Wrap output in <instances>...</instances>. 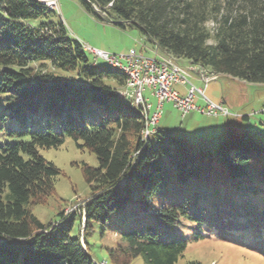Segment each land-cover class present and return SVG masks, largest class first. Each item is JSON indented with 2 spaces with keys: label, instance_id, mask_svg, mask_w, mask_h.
Instances as JSON below:
<instances>
[{
  "label": "trees",
  "instance_id": "obj_1",
  "mask_svg": "<svg viewBox=\"0 0 264 264\" xmlns=\"http://www.w3.org/2000/svg\"><path fill=\"white\" fill-rule=\"evenodd\" d=\"M79 1L177 60L264 84V0ZM55 13L39 0H0V264H94L98 226L103 236L111 228L112 264H177L188 229L200 240L253 226L264 257V141L248 134L195 150L159 128L145 137V113L115 87L123 73L98 67L62 21L36 23ZM68 138L99 165L82 168L89 195L63 201L47 225L34 209L60 204L61 171L40 151Z\"/></svg>",
  "mask_w": 264,
  "mask_h": 264
},
{
  "label": "rangeland",
  "instance_id": "obj_2",
  "mask_svg": "<svg viewBox=\"0 0 264 264\" xmlns=\"http://www.w3.org/2000/svg\"><path fill=\"white\" fill-rule=\"evenodd\" d=\"M58 2L59 13L51 15L48 20H40L36 23L62 21L73 39L81 43L84 39L85 44L83 45L86 47L100 48L99 50L103 49L104 52L112 55L121 56L133 49L150 57L156 55V50L158 56L169 55L149 43L140 31L134 28L122 29L108 20H99L89 14L79 0H58ZM101 16L106 19L105 15ZM86 43L89 44L86 45ZM85 50L88 58L96 61L94 54L87 48ZM177 62L186 69L197 67L185 59L177 60ZM97 66L107 67L108 63L100 60ZM190 73L193 75L190 81L198 87L203 86L198 82L195 73ZM217 76V79L208 85L205 96L211 102L223 103L230 113L229 116L208 117L197 111H191L183 116L174 104L164 103L161 118L157 127L153 129L168 131L172 136L186 140L195 150L198 149V144L205 147L208 145L216 147L230 137L243 139L248 134L264 141V84L248 83L224 74ZM108 84L113 86L116 83L108 81ZM174 88L183 95L186 92L179 85ZM145 97L150 98L149 103L153 105L151 113L154 112L156 100L151 98L149 90L145 92ZM195 105L205 107L206 104L198 96L195 99ZM40 152L47 161L53 163L61 171L55 181L56 198L60 204L53 200L48 205H40L34 209V215L41 222L49 225L59 221L63 201H78V204H81L80 201L89 195L91 189L85 181L82 168L84 165L98 168L99 163L93 153L79 148L77 143L69 138L58 149H42ZM76 206L72 205L67 208L66 213L75 209ZM254 227L250 228L252 232ZM110 229L108 228L107 234L103 236V227L98 226L95 236L88 239L89 252L95 262L112 264L107 252V248L113 243ZM251 231L242 230L231 233L214 231L207 239L194 240V232L188 229L185 233L188 237L187 249L177 264H188L193 261L202 264H264V257L255 251V247L259 245L251 236ZM80 232L81 222L77 218L72 236H79ZM132 264L147 263L143 256H139Z\"/></svg>",
  "mask_w": 264,
  "mask_h": 264
},
{
  "label": "built area",
  "instance_id": "obj_3",
  "mask_svg": "<svg viewBox=\"0 0 264 264\" xmlns=\"http://www.w3.org/2000/svg\"><path fill=\"white\" fill-rule=\"evenodd\" d=\"M43 3H49L52 7L58 8V0H40ZM96 10L97 8L94 7ZM98 11V10H97ZM92 53H96V62L103 60L110 63H118L125 68H130L133 71V80L125 82L124 90L120 94L132 101V103L141 108L147 118V128L144 133L145 137L150 132H153L152 127H155L162 115V107L164 103H172L183 116L191 111H197L208 117L229 116V111L223 104L211 102L205 96L208 85L215 81L218 76L210 71L186 69L178 64L177 61H169L168 55L158 56L157 50L154 57L146 56L137 50H130L127 54L117 56L112 55L102 50L88 48ZM194 72L197 80L203 85L197 87L190 78ZM176 85H181L186 88L185 95L175 90ZM149 90L151 98L156 100V110L150 115L152 106L149 103L150 99L145 97V92ZM201 97L205 102V107H197L195 99ZM71 209L68 214H72ZM100 264H105L100 263Z\"/></svg>",
  "mask_w": 264,
  "mask_h": 264
},
{
  "label": "bare ground",
  "instance_id": "obj_4",
  "mask_svg": "<svg viewBox=\"0 0 264 264\" xmlns=\"http://www.w3.org/2000/svg\"><path fill=\"white\" fill-rule=\"evenodd\" d=\"M40 1V0H39ZM41 2V1H40ZM43 3V2H41ZM49 10L51 11H54V12H58V8L56 7H52V5H50L49 3H43ZM157 48V47H156ZM91 51V50H90ZM92 52V51H91ZM94 56H95V59H96V53H93ZM168 60L169 61H176V59L171 56V55H168ZM109 66H111L112 68L116 69V70H119L123 73V75L125 76V82H131L133 80V71L132 69L130 68H125L123 65H120L118 63H110V62H107ZM196 66V65H194ZM198 67H201V66H197V67H192L190 69H193V70H202V67L201 68H198ZM205 71H210L212 72L211 70L209 69H206L205 68ZM215 73V72H213ZM216 75V73H215ZM217 76V75H216ZM147 120V118H146ZM146 128H147V122H146ZM146 131V130H145ZM154 132V131H153ZM153 132H150L149 134L146 135V137H148L149 135H151ZM145 133V132H144Z\"/></svg>",
  "mask_w": 264,
  "mask_h": 264
},
{
  "label": "crops",
  "instance_id": "obj_5",
  "mask_svg": "<svg viewBox=\"0 0 264 264\" xmlns=\"http://www.w3.org/2000/svg\"><path fill=\"white\" fill-rule=\"evenodd\" d=\"M83 39V38H82ZM84 40V39H83ZM83 40H82V44H85V43H83ZM85 41V40H84ZM89 44V43H88ZM87 43H86V45H88ZM85 46V45H84ZM86 49V48H85ZM96 49H100V48H96ZM102 51H105V50H103V49H101ZM179 86H181V85H179ZM118 90H119V92H121L124 88L123 87H120L119 88V86H115ZM185 91H186V89H185V87H183V86H181ZM155 108H156V106H155ZM152 110H153V108H152Z\"/></svg>",
  "mask_w": 264,
  "mask_h": 264
}]
</instances>
